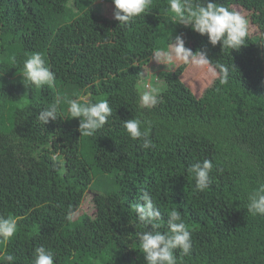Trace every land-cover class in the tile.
Returning <instances> with one entry per match:
<instances>
[{"label":"trees","instance_id":"trees-1","mask_svg":"<svg viewBox=\"0 0 264 264\" xmlns=\"http://www.w3.org/2000/svg\"><path fill=\"white\" fill-rule=\"evenodd\" d=\"M95 1L0 0V215L19 217L0 256L33 264L43 245L54 264H145L137 233L151 229L135 205L148 192L163 218L159 231L177 209L191 232V252L177 250V264H264V216L246 210L248 193L264 184V0H215L248 12L258 29L239 50L178 24L165 11L169 0H152L127 26L114 20L112 0H102L111 17L96 12ZM177 35L206 54L217 76L197 96L180 78L187 63L160 71L162 102L142 109L144 68ZM36 52L56 75L51 88L23 76ZM219 65L229 69L223 84ZM78 95L112 108L93 137L80 135L78 118L68 115ZM57 97L62 118L43 125L37 115ZM131 118L144 122L152 147L129 138L123 122ZM205 159L214 167L201 192L189 168ZM93 169L113 174L116 189L98 190ZM87 191L95 213L74 218Z\"/></svg>","mask_w":264,"mask_h":264},{"label":"clouds","instance_id":"clouds-1","mask_svg":"<svg viewBox=\"0 0 264 264\" xmlns=\"http://www.w3.org/2000/svg\"><path fill=\"white\" fill-rule=\"evenodd\" d=\"M114 6L113 18L118 24L127 26L136 17L141 16L151 6L152 0H112ZM172 14V19L178 24L190 27L192 31L201 36H206L210 45L229 50H239L246 46V38L249 35V22L246 16L238 11L229 10L228 7L217 4L215 0H200L193 5L192 0H169L165 9ZM165 58L189 63L195 62L199 65L208 64L210 61L203 51L193 52L185 47L184 39L177 35L171 45V52L163 54ZM161 52L154 54V60L158 63ZM221 75L220 83H226L229 77V69L225 65H219ZM23 76L29 85L37 88L53 87L56 81L55 73L46 66L42 54L33 53L23 63ZM163 87L152 82L144 83L140 87L138 104L142 109H152L162 102ZM60 98L50 107L39 111L37 118L46 125L49 121L62 118L59 112ZM68 115L78 118L79 132L85 137H93L97 130L104 127L108 118L112 115V108L106 99H100L95 103L88 102L84 95L68 101ZM123 127L132 140H141V147L147 149L153 146L150 139L149 129L144 122L138 118L127 119ZM212 161L205 159L197 161L189 168L195 180V190L204 191L212 183L210 173L213 170ZM142 203L135 205V214L138 221L151 230L137 233L140 252L143 254L145 264H177L179 250L182 256H188L192 249L191 232L181 212L172 209L166 219L168 231H159L162 215L156 206L152 196L144 192L140 197ZM247 212L252 216H264V184L251 191L247 195ZM68 219H72L69 214ZM19 217L0 215V247L6 248L8 243L18 232ZM33 264H54V254L43 245L34 249ZM0 264H15V257L10 253L0 256Z\"/></svg>","mask_w":264,"mask_h":264},{"label":"rangeland","instance_id":"rangeland-1","mask_svg":"<svg viewBox=\"0 0 264 264\" xmlns=\"http://www.w3.org/2000/svg\"><path fill=\"white\" fill-rule=\"evenodd\" d=\"M69 6L71 4L69 3ZM94 10L98 13L110 15L111 12L108 9L111 5L107 2H104L102 0H96L94 4L92 5ZM73 11H76V8L71 6ZM111 9V8H110ZM236 11L240 12L242 15L246 16L249 22L248 31L250 34L254 35L258 32L257 27L250 21L248 12L243 11L239 8H236ZM173 44V43H172ZM167 48V50L159 49L156 50L161 52V57L158 60V63L154 60V54L152 56V59L148 65V67L144 68V80L145 83L152 82L154 84L159 83V72L164 70H175L179 65L183 64V62L175 61L169 62L165 56L163 55L165 52H171V45ZM204 65L206 68H204ZM199 65L195 62H189L187 63L185 69L180 75V78L182 81L189 86L194 93L199 96L202 94V92L205 90L207 86H209L212 81L217 76L216 71L209 66L208 64ZM143 84V81L141 83V86ZM93 175V185L97 187L98 190H115L116 184L113 181V174L110 173H101L99 171H96L95 169L92 170ZM93 194L91 191H87L85 198L82 201V204L80 206L79 211L75 213L74 218H78L80 214L87 213V214H94L95 213V207L92 201Z\"/></svg>","mask_w":264,"mask_h":264},{"label":"crops","instance_id":"crops-1","mask_svg":"<svg viewBox=\"0 0 264 264\" xmlns=\"http://www.w3.org/2000/svg\"><path fill=\"white\" fill-rule=\"evenodd\" d=\"M108 9H109V10H110V12H111V14H110V15H108V16H110V17H111V16H112V11H111V9H110V8H108Z\"/></svg>","mask_w":264,"mask_h":264}]
</instances>
